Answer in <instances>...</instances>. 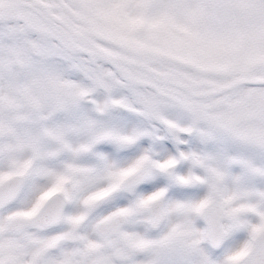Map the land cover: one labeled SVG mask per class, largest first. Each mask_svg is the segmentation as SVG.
Instances as JSON below:
<instances>
[{
	"label": "snow or ice",
	"instance_id": "snow-or-ice-1",
	"mask_svg": "<svg viewBox=\"0 0 264 264\" xmlns=\"http://www.w3.org/2000/svg\"><path fill=\"white\" fill-rule=\"evenodd\" d=\"M83 111L0 133V264H264V150Z\"/></svg>",
	"mask_w": 264,
	"mask_h": 264
},
{
	"label": "bare ground",
	"instance_id": "bare-ground-1",
	"mask_svg": "<svg viewBox=\"0 0 264 264\" xmlns=\"http://www.w3.org/2000/svg\"><path fill=\"white\" fill-rule=\"evenodd\" d=\"M15 1L42 2L48 9L50 17L58 20L67 18L79 21L86 20L87 22L82 23L86 29L84 33L86 36H92L95 40L92 41L91 46L74 47L81 53L88 54V57L84 59L80 55L76 56L71 51L65 50L59 40L55 44L52 42L53 37L50 36H55L56 33L53 24L54 27L48 24L46 28H43L50 36L45 34V32L44 35L29 34L30 36L34 35L36 38H41L45 45L57 51L56 53H59L62 59H77L78 62L82 63V71L87 73H85V78L76 76L77 79L74 84L76 88L65 91L63 89L60 97L54 95L51 88H49L50 91L45 87L42 89L40 84L39 87L42 91L39 93V97L35 94H29L28 98L30 103L33 102L36 105V109L32 110L29 107L31 110L27 109L30 111L26 113L21 111L13 119L10 118L12 120L7 123L8 125L6 124L9 128L19 127L23 129L27 128V126L29 127V123H33L32 127H40L41 134L44 136L50 135L56 129L70 131L77 121L92 123L87 120L83 111L87 105L100 113L110 112L117 108L133 112L146 121H158L164 123L173 131H179L189 137H195L204 145L217 144L235 146L239 149L264 150V33H258L252 41H243L234 39L235 34L237 35L238 33L227 34V31H219L212 24L201 25L200 21L198 26L190 24L188 27L169 28L164 30V35L161 32L163 40L159 51H153L150 48L146 50V46V49H136L131 44L132 41L129 42L123 38L124 36L117 35L119 30L116 29V26L118 25L112 28L108 27L106 18L100 15V11L89 10L91 6L89 5L88 7V3L91 1L83 0V7H77L79 8L78 12H72L73 10L71 11L69 8L71 6L70 2L66 0ZM71 4L73 6L74 2ZM4 6L5 4H0V8ZM103 6L100 8H105ZM10 10L8 12L6 10L0 16V62L6 61L8 59L7 56L10 55L15 61L19 57L16 51H10L6 55L1 54L3 47H11L12 40L17 35L16 32L24 30V27H16L15 24H4V20L19 16L17 9L13 8ZM112 12L113 10L110 13ZM123 12L126 11L123 10ZM124 14L125 16L127 15L126 13ZM129 18L131 19V15ZM196 19L199 20V18ZM120 24H122V21ZM120 27L121 25L118 29ZM75 30L77 29H69L70 32ZM236 30H238V27ZM249 35L251 36V33ZM112 45H116L121 51L128 52V55L129 52L133 51L138 53L145 52L146 54L140 58L139 64L144 70L154 73V77H150H166L175 87H154L142 78H125L124 75L117 71L116 61L112 60L111 57L133 59L129 57L130 55L128 56L125 52H121ZM61 58L59 59L61 60ZM147 63L148 65H146ZM1 77L0 75V87L3 84ZM26 81L32 86V76L27 75ZM145 85H149V87ZM16 87H18L17 84ZM191 90L198 93L197 99H189L188 93H191ZM9 95L8 88L0 89L2 106L3 104L7 106L11 103L13 97H9ZM20 100L21 98H17L16 101L12 100V102H15L16 106H18ZM28 101L27 104H29ZM192 103L194 104L192 105ZM23 110L25 111V108ZM35 111H37V114H35ZM10 114L14 115L11 112ZM15 119H22L23 124L16 125ZM4 121L3 123H5ZM45 123H54L56 129L44 128L43 125ZM231 158L234 160L240 159L239 155Z\"/></svg>",
	"mask_w": 264,
	"mask_h": 264
},
{
	"label": "rangeland",
	"instance_id": "rangeland-1",
	"mask_svg": "<svg viewBox=\"0 0 264 264\" xmlns=\"http://www.w3.org/2000/svg\"><path fill=\"white\" fill-rule=\"evenodd\" d=\"M66 1L70 2L71 6H69V8L71 9V11L73 10L72 12H78L79 8L77 7H83V4H82L83 0H76L77 2L75 0H66ZM88 1L89 2L91 1L90 3H88V7L89 5L91 6L89 10L92 9V11H96V12L100 11V15H102L103 18H106L108 27L110 26V28H112L118 25L116 26L117 27L116 29L119 30L117 32L118 33L117 35L124 36L123 38L125 40H128L129 42L132 41L131 44L136 49H146L147 47L146 50H149L148 48H150V50L159 51L160 48L162 47V40H163L162 33L164 35V30H167L173 27H188L190 26V24L192 26H198L200 25V23L201 25L209 23L210 25L212 24L213 27H216L215 29L219 31L221 30L222 31L225 30L224 32L227 31V34L228 33H232V34L238 33L237 35L235 34L234 39L243 40V41H246V40L252 41L256 38L258 33H264V16H263L264 15V0H122V1L121 0L120 1L119 0H88ZM72 2H74L73 6L71 4ZM0 4H5L3 8H0V16H2L3 13L6 12V10L8 12V11H11L10 9H13V8L17 9L19 12L18 17H11L7 20H4L3 21L4 24H7V25L15 24L16 27H24L23 31L16 32L17 35L15 34L16 37L15 39L12 40L13 42L11 44V47L7 46L1 49V54L6 55V54H9L10 51L11 52L16 51V53L19 56L17 58L19 61L18 60L15 61L10 55V56H7L8 59L4 61L5 63L0 62V73H2L0 75L2 76L1 81L3 83L0 89L3 90L4 88L5 89L8 88V92L10 93L9 97H13L12 99L13 101H16L17 98L18 99L21 98L20 104L18 106H16L17 104L15 102H12V100H11V103H9L7 106L4 104L2 106L1 104L2 100H0V108H1L0 114L2 113L3 115V116L0 115V118L2 117L1 118L2 120L0 119V133H3L5 135H14L17 131L16 129H21V128L19 127L9 128L8 126H6V124L9 123V121H11L16 116V114H18L19 112L21 113L22 111L26 113L27 111H30L31 109L32 110L36 109V105L33 102L30 103L28 101V98L30 96L29 94H35L39 97V93L42 91L41 88L39 87L40 84L42 86V89L43 87H45L47 88L48 91H50L49 88H51L53 90L52 91L53 94L56 95L57 97H60L61 91L63 89L65 91L69 89L73 90L74 88H76L74 85L75 80L77 79L76 76L77 77L83 76L82 78H85L86 76L85 73H87V72L82 71V63L78 62L77 59H73V60L72 58L62 59L60 57V54L56 53L57 51L53 50L52 47L46 46L41 38H36L34 35L30 36L29 34L36 33V34L44 35L45 31L43 30V28H46L48 24H51V25L53 24L55 27L53 25L52 26L56 29L55 36H50L48 32H45V34L49 35L50 37H53L52 42L55 44V42L56 41L58 42L59 40L60 42H62L63 44L62 47L65 50L67 49L68 51H71L76 56L80 55V57L84 59L88 57V54L81 53L76 48H82L83 46H87V47L91 46L92 41L95 40V38H93L92 36L85 35L84 30L86 29H85V25L82 23L87 22L86 20L79 21L77 19H71V18L58 20L56 18H52L50 17L48 13V9L43 5L42 2L35 1L33 3L31 1L16 2L15 0H12V1L11 0L9 1L0 0ZM102 5H104L103 7L105 8H100L102 7ZM113 7L117 10L115 11ZM112 10L113 12L110 13ZM123 10L126 12H123ZM119 11L121 14L119 13ZM122 13L123 14L126 13L127 15L125 16L124 14L123 16ZM110 14L112 17L110 16ZM130 15H131V19L129 18ZM210 17H211V20H210ZM113 18L114 19L116 18V19L114 20ZM196 18H199V20ZM121 21H122V24H120ZM120 25L121 27L120 29H118ZM234 26L236 28L238 27V30H236ZM69 29H77V30L70 32ZM49 32L54 33L51 31ZM124 32H126V34H124ZM250 33H251V36L249 35ZM27 41L29 42V44ZM99 41H102V40H99ZM112 46L118 48L116 45H112ZM118 50L121 51L120 48H118ZM121 52H125L126 54L128 53L124 50H122ZM145 54H146L145 52L143 53H138L135 51L129 52L130 56L128 54L127 55L131 57L133 60H130V59L128 60L124 58L123 60L120 57H111V58L112 60L116 61L115 65L117 66V71L121 75H124L125 78H128V77L142 78L144 80H147V82L153 85L154 87L159 86L163 88L164 87L174 88L175 85L173 83H170L166 77L151 78L150 76L154 77V73L144 70V68L141 66V64H139V62H140V58L144 57ZM59 58H61V60ZM66 63H69V64H66ZM146 65H148V63ZM27 75L32 76L33 78L32 86L29 85L28 82L26 81ZM16 84L18 85V87H16ZM145 86L149 87V85H145ZM188 95L190 96L189 98L190 100H195L198 98V93L193 90H191V93H188ZM25 99L29 102V104H27V101ZM193 104L194 103H192V105ZM21 108L23 109L25 108V111ZM27 108H29L30 110ZM10 112L14 113V115L10 114ZM35 114H37V111H35ZM20 115H23V114H20ZM15 120H16L15 121L16 125L23 124L22 119L20 120L15 119ZM3 121L5 123H3ZM32 125L33 123H29V127Z\"/></svg>",
	"mask_w": 264,
	"mask_h": 264
}]
</instances>
